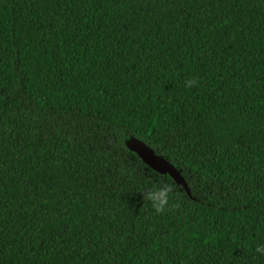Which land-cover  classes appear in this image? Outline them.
I'll list each match as a JSON object with an SVG mask.
<instances>
[{"label":"trees","instance_id":"1","mask_svg":"<svg viewBox=\"0 0 264 264\" xmlns=\"http://www.w3.org/2000/svg\"><path fill=\"white\" fill-rule=\"evenodd\" d=\"M260 245L264 0H0V264H264Z\"/></svg>","mask_w":264,"mask_h":264},{"label":"water","instance_id":"2","mask_svg":"<svg viewBox=\"0 0 264 264\" xmlns=\"http://www.w3.org/2000/svg\"><path fill=\"white\" fill-rule=\"evenodd\" d=\"M125 147L129 151L135 153L142 163L156 173L167 174L179 187H181L185 194L190 197V192L184 179L168 161L154 154V152L142 141L133 137H130L125 143Z\"/></svg>","mask_w":264,"mask_h":264},{"label":"clouds","instance_id":"3","mask_svg":"<svg viewBox=\"0 0 264 264\" xmlns=\"http://www.w3.org/2000/svg\"><path fill=\"white\" fill-rule=\"evenodd\" d=\"M192 84L193 80H186L184 86L185 88H191ZM176 187L177 186L170 181H161L159 185L154 186V188L152 190H149L147 194L143 192L141 194L143 200L150 202L152 209L157 214H161L167 207H169L170 200ZM256 251L257 253L264 255V245L257 246Z\"/></svg>","mask_w":264,"mask_h":264}]
</instances>
